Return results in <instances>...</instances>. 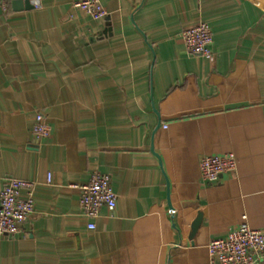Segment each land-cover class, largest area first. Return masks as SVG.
I'll return each instance as SVG.
<instances>
[{"label": "crops", "instance_id": "0c3cea01", "mask_svg": "<svg viewBox=\"0 0 264 264\" xmlns=\"http://www.w3.org/2000/svg\"><path fill=\"white\" fill-rule=\"evenodd\" d=\"M14 1L0 7V191L36 182L35 210L0 235V264H210L244 215L264 230V0H100L101 19ZM201 22L210 56L181 39ZM227 153L237 169L204 180L201 157ZM94 172L118 199L90 229L72 186Z\"/></svg>", "mask_w": 264, "mask_h": 264}, {"label": "built area", "instance_id": "2783aa9c", "mask_svg": "<svg viewBox=\"0 0 264 264\" xmlns=\"http://www.w3.org/2000/svg\"><path fill=\"white\" fill-rule=\"evenodd\" d=\"M35 8L41 7L40 0H30ZM74 7L82 10L94 19L107 16L100 0H74ZM1 9L8 10L5 0H0ZM181 39L187 50L195 55L212 54L213 34L210 26L201 22L181 33ZM51 127L43 113H37L31 133L41 141L51 136ZM237 157L234 153L205 154L200 159L201 177L210 182L221 175L237 169ZM50 176L48 181L50 182ZM78 193L84 215L89 219L88 228L96 227L100 209L117 206V193L112 186L111 175L94 172L88 181L72 186ZM36 182L11 177L0 191V235L13 236L22 230L24 223L35 210ZM210 264H261L264 262V230L252 227L243 216V221L231 229L225 237L213 238L208 244Z\"/></svg>", "mask_w": 264, "mask_h": 264}, {"label": "water", "instance_id": "95a60500", "mask_svg": "<svg viewBox=\"0 0 264 264\" xmlns=\"http://www.w3.org/2000/svg\"><path fill=\"white\" fill-rule=\"evenodd\" d=\"M14 3L16 4V8L19 10L34 8L30 0H15Z\"/></svg>", "mask_w": 264, "mask_h": 264}]
</instances>
